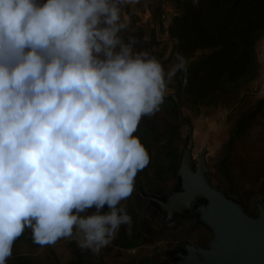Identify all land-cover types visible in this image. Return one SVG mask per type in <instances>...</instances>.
<instances>
[{"label": "clouds", "instance_id": "1", "mask_svg": "<svg viewBox=\"0 0 264 264\" xmlns=\"http://www.w3.org/2000/svg\"><path fill=\"white\" fill-rule=\"evenodd\" d=\"M128 2L0 0V264L26 229L98 254L131 227L122 202L149 163L134 133L186 63L125 42Z\"/></svg>", "mask_w": 264, "mask_h": 264}, {"label": "rangeland", "instance_id": "2", "mask_svg": "<svg viewBox=\"0 0 264 264\" xmlns=\"http://www.w3.org/2000/svg\"><path fill=\"white\" fill-rule=\"evenodd\" d=\"M120 33L165 71L178 55L186 70L168 82L194 128V158L206 150L208 178L246 212L264 202V0H129ZM134 135L148 150L146 169L175 179L190 140L172 98L144 117ZM175 190L180 179L175 180Z\"/></svg>", "mask_w": 264, "mask_h": 264}, {"label": "crops", "instance_id": "3", "mask_svg": "<svg viewBox=\"0 0 264 264\" xmlns=\"http://www.w3.org/2000/svg\"><path fill=\"white\" fill-rule=\"evenodd\" d=\"M176 173L175 179L163 180L157 179L152 169L138 172L133 193L122 202L132 217L131 227L122 225L98 254L82 250L75 236L54 245H39L33 241L31 230L26 229L15 241L8 264H176L182 243L204 247L212 240L211 231L197 214L185 212L168 220L151 199L163 201L177 191ZM107 210L105 206L103 211Z\"/></svg>", "mask_w": 264, "mask_h": 264}, {"label": "water", "instance_id": "4", "mask_svg": "<svg viewBox=\"0 0 264 264\" xmlns=\"http://www.w3.org/2000/svg\"><path fill=\"white\" fill-rule=\"evenodd\" d=\"M174 89L173 94H165L164 98L174 100L177 118L188 131L190 145L183 150L176 173L179 190L163 201L151 199L168 220L192 212L212 233V240L204 247L182 243L183 252L176 255V264H264V202L257 203L258 216L252 217L240 203L211 184L207 152L203 149L194 158V128L183 116L177 87Z\"/></svg>", "mask_w": 264, "mask_h": 264}, {"label": "flooded vegetation", "instance_id": "5", "mask_svg": "<svg viewBox=\"0 0 264 264\" xmlns=\"http://www.w3.org/2000/svg\"><path fill=\"white\" fill-rule=\"evenodd\" d=\"M176 190H179V187H178ZM202 203H205V201H202ZM181 252H183V249H182V251H181Z\"/></svg>", "mask_w": 264, "mask_h": 264}]
</instances>
